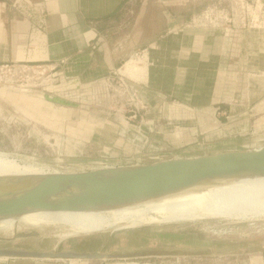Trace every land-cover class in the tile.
<instances>
[{"label": "crops", "instance_id": "0c3cea01", "mask_svg": "<svg viewBox=\"0 0 264 264\" xmlns=\"http://www.w3.org/2000/svg\"><path fill=\"white\" fill-rule=\"evenodd\" d=\"M143 1L0 0V64L44 65L50 68L49 80L55 78L56 83L48 90L70 88L75 94L87 89L97 96L102 94L101 81H115L117 86L111 83L104 91L108 99L102 97L124 109L132 126L188 135L207 128L248 127L251 118L264 114V28L245 20L227 27L217 8L190 15L186 0H161L162 26L155 14L144 24ZM176 4L184 7L183 12H175ZM134 53L136 58L129 60ZM111 127L117 134L116 125ZM49 128L57 139L68 138L63 126L51 123ZM218 139L211 135L205 141ZM111 144L116 150L110 157L124 151L130 155L124 140L114 137ZM167 245L177 253L188 251L184 247L190 244ZM260 260L254 263L264 264ZM107 262L0 260V264Z\"/></svg>", "mask_w": 264, "mask_h": 264}, {"label": "rangeland", "instance_id": "374dc122", "mask_svg": "<svg viewBox=\"0 0 264 264\" xmlns=\"http://www.w3.org/2000/svg\"><path fill=\"white\" fill-rule=\"evenodd\" d=\"M186 1V10H189L190 15H200L209 8H217L225 18L227 27L245 20L247 24L254 22L253 25L264 28V0ZM176 5L175 12H183L184 7ZM163 10L161 0H148L147 17L151 19L155 14L161 26V21L165 19ZM41 67L9 64L8 68L0 69V155L15 158L47 173H81L111 158V152L116 150L115 145L111 144L114 137L131 146L147 141V134L151 135V140L161 134L159 147L164 148V156L171 157L168 153L181 156L174 140L167 137L180 131H167L157 126L131 127L132 123L127 124L124 118V109L114 108L111 99H103L102 96H106L104 91L109 89L112 81H101L102 94L97 96L93 90L87 89H81L83 92L80 94L73 93L70 88L48 90L56 85L55 78L49 80L50 68ZM116 82H119L118 79ZM112 84L117 86L115 81ZM41 117L46 119L42 120ZM45 120L49 123H45ZM251 120H254L253 123L249 128H244L245 132L242 130V133L249 138V149L254 150L264 147V114ZM51 123L63 126L67 130L66 136L74 142L68 138L57 139L59 137H55L56 133L49 128ZM112 124L116 125L117 134L113 133ZM58 242V238L39 236L11 244L2 242L0 249L22 248L49 252L56 249ZM168 243L190 245L184 247L188 251L174 253L168 250L173 248ZM263 243L264 220L244 223L203 221L170 227L153 225L150 221H135L111 235L104 233L69 239L56 252L64 249L101 254H121L122 251L130 250H136L133 251L136 253H160L159 258L113 260L108 264H255L264 259Z\"/></svg>", "mask_w": 264, "mask_h": 264}, {"label": "water", "instance_id": "95a60500", "mask_svg": "<svg viewBox=\"0 0 264 264\" xmlns=\"http://www.w3.org/2000/svg\"><path fill=\"white\" fill-rule=\"evenodd\" d=\"M148 0L142 3L147 17ZM137 56L134 53L129 60ZM176 132L181 156L165 157L159 136L131 145L81 173L0 176V220L38 212H84L160 195L164 189L219 176L264 177V147L250 150L244 128ZM244 132H243V131ZM243 132V133H242ZM211 135L217 143L206 142ZM184 139V141H182ZM175 148V149H176ZM126 153V152H125ZM203 154V155H200ZM200 155V156H199ZM154 253H80L1 248L0 258L56 261H113L150 258Z\"/></svg>", "mask_w": 264, "mask_h": 264}, {"label": "bare ground", "instance_id": "6f19581e", "mask_svg": "<svg viewBox=\"0 0 264 264\" xmlns=\"http://www.w3.org/2000/svg\"><path fill=\"white\" fill-rule=\"evenodd\" d=\"M43 174L48 173L0 155V176ZM162 192L92 211L38 212L2 219L0 243L47 236L59 239L56 251L69 239L104 233L111 235L135 221L170 227L203 221L244 223L264 220V177L219 176L170 186Z\"/></svg>", "mask_w": 264, "mask_h": 264}, {"label": "built area", "instance_id": "2783aa9c", "mask_svg": "<svg viewBox=\"0 0 264 264\" xmlns=\"http://www.w3.org/2000/svg\"><path fill=\"white\" fill-rule=\"evenodd\" d=\"M8 67H9V64H6V65L4 64V65L0 66V69H6V68H8ZM25 67H28V66H25ZM34 68H42V67H41V66H34ZM126 121H127V120H126ZM126 123H127V124H130L129 121H127ZM130 126H131V127H135V126H132L131 124H130Z\"/></svg>", "mask_w": 264, "mask_h": 264}]
</instances>
